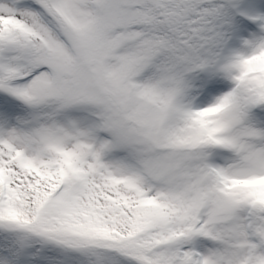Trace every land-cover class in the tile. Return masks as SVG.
Segmentation results:
<instances>
[{
	"label": "snow or ice",
	"instance_id": "1",
	"mask_svg": "<svg viewBox=\"0 0 264 264\" xmlns=\"http://www.w3.org/2000/svg\"><path fill=\"white\" fill-rule=\"evenodd\" d=\"M0 264H264V0H0Z\"/></svg>",
	"mask_w": 264,
	"mask_h": 264
}]
</instances>
